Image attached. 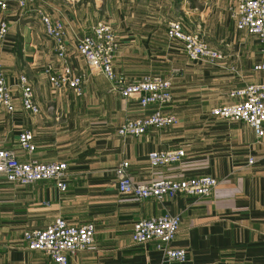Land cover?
Here are the masks:
<instances>
[{"label": "crops", "instance_id": "1", "mask_svg": "<svg viewBox=\"0 0 264 264\" xmlns=\"http://www.w3.org/2000/svg\"><path fill=\"white\" fill-rule=\"evenodd\" d=\"M233 2L37 0L30 10L10 6L0 64L14 109L0 108L1 145L22 161L66 162L67 189L60 191L53 180L20 185L0 175V264H51L42 252L25 248L22 234L56 218L95 225L94 244L74 253L69 264H155L162 260L161 252L152 242L134 243L131 230L134 222L164 212L180 217L171 245L187 254L185 262L171 264H264V136L256 137L244 122L211 114L234 101L232 90L264 79V70L254 69L264 62V44L236 29L228 10ZM37 9L66 20L70 63L76 72L86 73L81 96L48 82L46 66L58 67L60 59ZM98 21L115 32L113 72L127 82L145 75L168 78L169 104L141 107L115 92L101 72L87 70L74 41ZM170 21H179L185 32L221 50L223 60L190 61L181 42L167 36ZM22 73L33 86L37 114L20 104L17 80ZM157 109L176 116L178 123L139 137L116 134L125 120ZM26 129L36 146L32 154L17 144L19 132ZM167 148L182 149L184 156L174 164L150 166L148 154ZM123 160L129 162L133 183L212 176L217 184L208 196L137 199L117 191L115 168Z\"/></svg>", "mask_w": 264, "mask_h": 264}, {"label": "built area", "instance_id": "2", "mask_svg": "<svg viewBox=\"0 0 264 264\" xmlns=\"http://www.w3.org/2000/svg\"><path fill=\"white\" fill-rule=\"evenodd\" d=\"M37 0H0V39L8 32L5 14L12 4L22 10H30ZM237 30H245L264 44V0H234L228 8ZM37 14L45 34L52 39L55 54L60 59L58 67L47 65L44 73L53 88H65L75 96H81L86 81L85 72H76L70 63L68 24L63 18L51 16L37 9ZM166 34L170 39L181 42L184 54L190 61L217 63L225 57L224 53L210 47L198 34L185 32L179 21L167 23ZM75 51L83 58L89 72H101L111 83L112 89L122 98L133 99L141 107L150 104L167 105L172 101L171 81L160 75H145L133 82L117 76L112 69V58L116 52V37L113 28L102 21L92 25L90 32L75 38ZM255 70H264V62L256 64ZM19 101L24 110L37 114L39 107L35 102L33 86L25 74L18 76ZM234 99L230 104L217 106L211 114L228 122L248 124L258 138L264 136V79L246 84L229 93ZM0 108L11 112L14 109L13 94L9 88L5 70L0 64ZM178 123L176 116L165 114L157 109L135 119L125 120L116 130L119 137H139L151 128H164ZM0 175L7 181L27 185L36 181L53 180L60 191L67 189L65 181L67 164L64 161L40 162L36 159L20 160L12 148L1 145ZM18 146L32 154L35 151L31 130H22L17 136ZM184 150L167 148L154 150L148 154L152 167H162L179 162ZM252 163V159L248 160ZM129 162L121 161L115 168L116 188L119 194L137 199L152 198L162 201L178 194L192 197L208 196L217 184L212 176H196L181 180H156L148 183H133L129 173ZM180 227V217L169 212L134 222L131 240L137 244L152 242L155 249L163 255L155 264L185 262L186 251L172 247ZM96 229L93 222L76 224L56 218L49 225L26 230L22 234L25 248L45 254L51 264H69L71 256L85 250L95 242Z\"/></svg>", "mask_w": 264, "mask_h": 264}]
</instances>
